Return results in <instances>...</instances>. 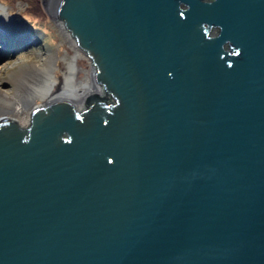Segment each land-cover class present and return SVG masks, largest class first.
Listing matches in <instances>:
<instances>
[{
    "label": "water",
    "instance_id": "water-1",
    "mask_svg": "<svg viewBox=\"0 0 264 264\" xmlns=\"http://www.w3.org/2000/svg\"><path fill=\"white\" fill-rule=\"evenodd\" d=\"M42 4L106 96L0 116V264H264V0Z\"/></svg>",
    "mask_w": 264,
    "mask_h": 264
},
{
    "label": "rangeland",
    "instance_id": "rangeland-1",
    "mask_svg": "<svg viewBox=\"0 0 264 264\" xmlns=\"http://www.w3.org/2000/svg\"><path fill=\"white\" fill-rule=\"evenodd\" d=\"M0 3L6 6L8 17L15 16L14 22L0 21V96L17 102L28 83L42 73L47 77L54 76L56 83L51 92H57L72 63L77 69L75 84L80 85L86 79L91 82V61L78 49L54 12L44 9L42 0H0ZM46 4L53 11L48 2ZM8 36L12 39L4 41ZM89 91L85 97L94 92L102 96V91ZM35 103L40 107L48 105L41 99H36ZM72 105L75 111H81L85 104L80 107ZM27 111V120L16 123L20 128L29 126L32 110Z\"/></svg>",
    "mask_w": 264,
    "mask_h": 264
},
{
    "label": "bare ground",
    "instance_id": "bare-ground-1",
    "mask_svg": "<svg viewBox=\"0 0 264 264\" xmlns=\"http://www.w3.org/2000/svg\"><path fill=\"white\" fill-rule=\"evenodd\" d=\"M48 7H55L56 0H47ZM45 2V4L47 3ZM4 4H0V16L3 17L7 15V9ZM47 6V4H46ZM18 35V34H17ZM12 39V36L6 37L4 41ZM15 38V37H13ZM2 46H4V43ZM2 47V48H3ZM76 65L72 63L68 66V73L64 77L63 86L57 92L52 93V89L56 83L54 76L48 75L44 76L43 73L37 74L36 78L28 83L26 90H24L20 96V99L17 102L9 101L0 96V116L7 118L8 120L18 123L19 121H26L27 113L29 110H34L35 108L40 107L35 103L36 99L45 100L44 104H50L55 101H65L70 104H74L77 107L82 106L83 99L85 95L93 90L94 85L86 79L80 85L75 84V74H76ZM73 106V105H72ZM26 113V115H25Z\"/></svg>",
    "mask_w": 264,
    "mask_h": 264
},
{
    "label": "flooded vegetation",
    "instance_id": "flooded-vegetation-1",
    "mask_svg": "<svg viewBox=\"0 0 264 264\" xmlns=\"http://www.w3.org/2000/svg\"><path fill=\"white\" fill-rule=\"evenodd\" d=\"M204 1H210V0H204ZM215 33H216V28H212L211 27V29H210V35L215 34ZM96 90L97 91H102V96L98 94L99 97L103 98V97L106 96L105 90L100 85H98V84H95L94 85L93 91H96ZM105 103H110V104L114 103L113 97L110 94H107V99L105 100ZM86 108H87V105L85 104L82 110H84Z\"/></svg>",
    "mask_w": 264,
    "mask_h": 264
}]
</instances>
